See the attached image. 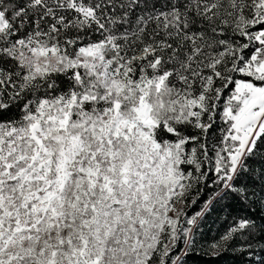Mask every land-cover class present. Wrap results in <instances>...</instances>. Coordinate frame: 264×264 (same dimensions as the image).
Masks as SVG:
<instances>
[{"label":"snow or ice","instance_id":"6c2138e0","mask_svg":"<svg viewBox=\"0 0 264 264\" xmlns=\"http://www.w3.org/2000/svg\"><path fill=\"white\" fill-rule=\"evenodd\" d=\"M194 257L264 264V0H0V264Z\"/></svg>","mask_w":264,"mask_h":264},{"label":"trees","instance_id":"16d2710c","mask_svg":"<svg viewBox=\"0 0 264 264\" xmlns=\"http://www.w3.org/2000/svg\"><path fill=\"white\" fill-rule=\"evenodd\" d=\"M217 215L222 216L223 213H218ZM209 227L211 229V231H208V233H207L209 239H211V237L216 233L217 228H219L221 231L223 230V224L219 221H217V223H212V221L210 220L209 221ZM193 264H206V261L202 260L201 258L194 257L193 258ZM220 264H223V262H220Z\"/></svg>","mask_w":264,"mask_h":264}]
</instances>
